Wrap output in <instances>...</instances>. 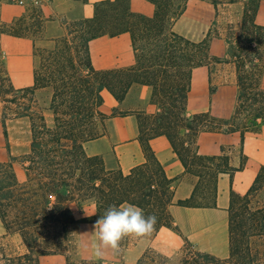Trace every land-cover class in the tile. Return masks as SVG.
<instances>
[{
    "label": "trees",
    "instance_id": "obj_1",
    "mask_svg": "<svg viewBox=\"0 0 264 264\" xmlns=\"http://www.w3.org/2000/svg\"><path fill=\"white\" fill-rule=\"evenodd\" d=\"M147 1L154 6L151 14L131 12L129 0L97 3L93 17L71 22V29L54 39L52 48L35 47L33 55L40 58V63L34 70L31 88L13 89L1 62L0 49V93L30 96L28 104L17 113L18 118L29 119V151L23 156L20 169L13 166L14 158L0 163V221L7 233L17 234L25 252L3 258V264H40L41 256L67 251L72 247L73 228L78 224H94L111 205L134 204L143 209L145 216L157 217L155 230L170 228L168 207L172 204L173 181L166 178L150 150L148 140L151 137L146 139V130L154 131V136H164L187 173L198 178L190 198L176 204L211 208L215 206L219 176L229 174L231 170L224 156H199L194 147L195 137L199 132L243 133L264 124V90L260 87L264 74V26L254 22L260 1L244 2L241 21L230 26L231 34L224 38L227 59L235 66L237 83V105L229 120L215 118L209 113L185 115L191 70L209 62H221L208 54L211 36L193 42L166 30V25L170 26L183 14L188 0ZM210 4L216 12L222 2L211 0ZM16 23L17 29H14ZM44 24L41 6L37 4L27 17L10 24L0 20V36L30 38L34 30L43 32ZM152 31L160 45H152L157 48V53L150 59L159 62L162 68L155 74L149 72L151 67L145 66L143 58H136L135 34ZM121 33L130 35L135 52V64L125 70L127 76L124 79L128 75L136 78L126 81L117 78L115 71L94 70L88 52L91 40ZM149 48L150 44L145 42L141 50L150 53ZM186 48L191 49V54H182ZM81 50L84 59L79 57ZM132 84L149 86L151 102L154 97L159 98L164 115L152 123V128L143 127L140 115L137 116L139 141L146 162L124 175L120 170L105 169L100 157L87 156L84 144L101 136L103 124L109 118L100 110L102 92L112 91L115 87L121 93L115 99L121 101ZM42 88L52 89L51 124H47L44 114L34 107V92ZM172 126L178 131L173 133ZM2 127L6 136L4 120ZM180 130L191 133L188 145L178 142ZM190 143L193 145L191 151L187 149ZM261 194L262 204L251 209L252 199ZM228 220L229 258L222 260L200 252L185 239L178 252L177 264H239L238 245L245 238L264 236V164L244 195L231 192ZM148 253L145 252L136 264L148 259ZM161 259L158 264L167 262ZM66 260L67 264H125L85 259L72 261L68 256ZM150 262L154 264L153 260Z\"/></svg>",
    "mask_w": 264,
    "mask_h": 264
},
{
    "label": "crops",
    "instance_id": "obj_2",
    "mask_svg": "<svg viewBox=\"0 0 264 264\" xmlns=\"http://www.w3.org/2000/svg\"><path fill=\"white\" fill-rule=\"evenodd\" d=\"M40 4L45 24L43 34L46 42L59 38L63 27L74 21L91 19L94 6L103 1L114 0H32ZM190 1V0H188ZM197 0L190 4L196 5ZM227 10L237 8V22L241 21L246 0H219ZM255 14L256 25L264 26V0H259ZM203 3V1H200ZM131 12L151 14L154 6L147 0H129ZM174 23L173 30L185 37H192L191 28L184 33L179 31L180 24L189 12L185 9ZM7 11L2 12L8 19ZM208 28L202 34L207 37ZM201 39V40H202ZM36 42L31 38L0 36V49L5 54V68L14 88L25 89L34 85L36 58L33 49ZM89 60L96 71L126 70L135 64V52L128 33L100 36L88 44ZM208 54L218 58L220 63L209 62L207 65L193 68L190 73L189 91L185 104V115L192 117L201 113L229 120L237 105V83L234 64L227 59L226 44L222 36L209 39ZM264 90V74L260 80ZM37 98L51 100L48 88L37 89ZM151 89L142 84H133L123 99L116 102L113 98L103 97L100 110L109 118L103 124L102 134L84 144L89 157H100L107 170H120L124 175L134 167L146 162L143 146L139 141V114L153 115L158 112L151 102ZM115 108L126 111L113 115ZM181 136L188 135L181 131ZM188 145V142L185 141ZM148 146L161 165L167 179L173 181L172 204L168 207L171 227H161L151 236L132 238L125 251L123 261L136 264L145 252L156 251L160 255H170L180 250L183 240H187L200 252L219 259L229 258V220L231 192L244 195L251 187L259 169L264 164V124L256 129L240 132H199L195 137V150L199 156L221 157L227 159L229 174H221L217 180L215 206L211 208H188L178 206V201L190 198L198 178L187 173L179 158L164 136H152ZM193 146V145H192ZM93 225V224H91Z\"/></svg>",
    "mask_w": 264,
    "mask_h": 264
},
{
    "label": "rangeland",
    "instance_id": "obj_3",
    "mask_svg": "<svg viewBox=\"0 0 264 264\" xmlns=\"http://www.w3.org/2000/svg\"><path fill=\"white\" fill-rule=\"evenodd\" d=\"M20 0H0V20L5 23H12L17 19H20L21 17H27L30 14V10L32 8H36L37 4L33 2L32 0H21L22 3L19 4ZM192 0L188 1L186 9H189V12L187 13L185 22L183 21L179 26V31L184 33L188 30V28H191L192 31V37H185L181 34H178V32H175L172 28L174 26L175 21L179 18H177L175 21L171 23L170 26H165L166 30H170L172 33L179 35L181 37H184L185 39L193 42H199L201 41V37L203 32L206 28H208L207 36L211 37H219L222 36L225 38L226 36L231 34L230 26L237 25V16L238 11L237 8L234 10H227L225 7L219 6L217 7V11L213 9L212 5L210 4L211 0H201L203 3H200V0L196 1L195 4H190ZM219 1V0H216ZM232 1V0H226L225 2ZM221 2V1H220ZM7 11L6 14L8 15V19L5 20L2 16V12ZM184 11L183 13H185ZM71 23L64 25L63 34L66 33V30L71 29ZM17 29V23L15 24V28ZM33 37H30L31 39L36 42V48L43 49V48H52L54 46V42L49 41L46 42V38L43 34V32H38L37 30H34ZM154 31L150 32H138L135 34L136 38V46H137V57L138 59L143 58V63L145 66H150L149 72L152 74L157 73L161 68L159 65V62H154L153 59H150L151 57L156 56L157 48L152 46L153 44L160 45V42L158 41L159 38H157L156 33L153 34ZM61 35V36H62ZM207 38V37H206ZM203 38L202 40L206 39ZM145 42L150 44L151 52H143L142 45L145 44ZM180 51V50H179ZM182 54H191V49L186 48L185 51H182ZM1 62L5 67V54L2 51L1 53ZM79 57L84 59L83 50H81ZM40 63V58L36 57V67L38 68ZM214 63V62H213ZM157 64V65H156ZM235 70V66H233ZM115 76L120 77L124 79L125 76V70H114ZM124 73V74H122ZM135 75H128L124 79V81L128 79H135ZM133 85V84H132ZM5 84H3V88H5ZM149 87V86H148ZM114 88V89H113ZM112 91L104 90L102 92V98H113L116 102L117 97L121 96V93L117 90V88L113 87ZM150 88V87H149ZM13 89L17 90L13 87ZM50 93L52 94V89L48 88ZM151 89V88H150ZM9 91V90H7ZM52 97V96H51ZM116 98V99H115ZM30 99V96L23 95L20 93H13L8 92L7 94L0 93V163L3 162H9L10 158H14L15 162H13V166L15 169H20L22 166V158L25 154L29 151V145H30V123L29 119L24 118H18L17 113L21 112V108L23 105L28 104V100ZM33 99L35 101V108L40 110L44 114L45 120L47 124H51L52 122V111L50 110V101H47L44 99V97L37 98L34 94ZM104 101V100H103ZM154 102L155 109L161 108L159 105V98H153L152 104ZM163 108L160 109V111L155 112L153 115H146V114H139L140 115V123H142L143 127L152 128V123L155 122V120L158 117H161L164 115ZM126 111L120 110L119 108H115L112 111L113 115L117 114H124ZM4 120L5 123V131L6 136L3 134V127H2V121ZM251 127L254 125L250 124ZM171 131L174 133L178 131V128L176 126L171 127ZM146 139L154 136V131L146 130ZM183 130H180V133ZM179 133L178 136V142H185L191 140V133L185 136H181ZM187 149H192L191 143ZM191 151V150H190ZM196 168V167H195ZM193 168V169H195ZM196 171H199L198 168H196ZM207 179V178H206ZM235 194V193H234ZM263 194V193H262ZM262 194L258 196L256 199H252L251 203L249 204V207L251 209H255L256 207L260 206L263 202ZM238 195V194H235ZM234 200L237 201V197L234 196ZM239 203H237L238 205ZM236 205V206H237ZM92 231V225L91 224H78L76 225L72 230L71 235V241H72V247L69 248L67 251L55 253V254H48L45 256H41L39 258L40 264H67V256L70 257V259L73 261H78L80 259L85 260H96L93 255L91 254L90 249L87 247L90 245V242L94 239V234ZM132 242V237L125 238L121 242V252L119 254H113L111 250H108L107 255L105 259L103 260L106 263H116V262H123V257L125 254V251L129 248L130 243ZM183 246V242L181 247ZM25 252V248L20 240V238L17 236V234L14 233H7L3 225L0 221V264H3V258H12L16 257L17 255L23 254ZM177 251L176 253H171L170 255L164 256L157 254L156 251H149L148 259L144 260L142 264H151L150 261L153 260L154 264L161 263L162 259H165L167 262L165 264H177L180 259V254ZM237 259L239 264H249L250 261L253 262V264H264V236H254L251 238H245L243 243L241 245H238V255ZM126 264V263H125Z\"/></svg>",
    "mask_w": 264,
    "mask_h": 264
},
{
    "label": "clouds",
    "instance_id": "obj_4",
    "mask_svg": "<svg viewBox=\"0 0 264 264\" xmlns=\"http://www.w3.org/2000/svg\"><path fill=\"white\" fill-rule=\"evenodd\" d=\"M156 224L155 215L145 216L143 209L134 204L111 205L92 225L94 239L87 247L96 260L103 261L108 250L113 254L121 252V242L125 238L143 239L151 236Z\"/></svg>",
    "mask_w": 264,
    "mask_h": 264
},
{
    "label": "built area",
    "instance_id": "obj_5",
    "mask_svg": "<svg viewBox=\"0 0 264 264\" xmlns=\"http://www.w3.org/2000/svg\"><path fill=\"white\" fill-rule=\"evenodd\" d=\"M21 3H22V1L20 0V1H19V4H21Z\"/></svg>",
    "mask_w": 264,
    "mask_h": 264
}]
</instances>
